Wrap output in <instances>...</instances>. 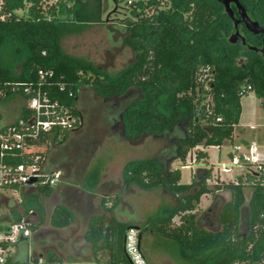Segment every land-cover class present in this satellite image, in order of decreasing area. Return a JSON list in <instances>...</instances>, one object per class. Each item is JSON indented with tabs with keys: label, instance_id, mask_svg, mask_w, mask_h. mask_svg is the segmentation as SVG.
<instances>
[{
	"label": "trees",
	"instance_id": "1",
	"mask_svg": "<svg viewBox=\"0 0 264 264\" xmlns=\"http://www.w3.org/2000/svg\"><path fill=\"white\" fill-rule=\"evenodd\" d=\"M118 1L113 0L116 5ZM239 2L264 27V0ZM124 4L131 19L126 20L123 42L134 58L111 76L100 66L65 54L60 48V31L73 23L69 15L87 21L82 13L84 0H1L0 52L8 49L12 63L6 65L0 60V99L16 94L26 101L33 89L40 88L77 115L79 87L90 86L102 101L122 103L117 112L122 132L119 138L130 142L149 136L164 140L151 157L130 160L123 167L126 183H134L141 190L161 187L172 202L171 206H160L138 226L140 234L150 230L175 242L181 258L189 264H264L261 170L247 169L233 181L209 185L211 168H198L189 183H182L180 169L169 164L175 160L185 164L189 153L199 161L207 157V152L198 146L232 141L241 113L243 85L251 86L249 92L262 98L264 107V65L260 56L250 52L245 68L237 64L242 44L227 41L234 31L233 23L216 0H124ZM231 6L238 16L235 6ZM242 31L247 39L259 38L244 26ZM16 63L20 64L18 73L14 71ZM206 72L207 78L202 79ZM27 87L29 92L25 91ZM206 95L212 96L208 106ZM30 115L24 105L20 118L27 120ZM216 116L221 117L220 122L214 121ZM79 125L40 135L32 142L45 149L50 142L62 144ZM89 173L91 180L97 181L98 173ZM37 187L45 194L52 189L48 185ZM248 189L251 192L246 196ZM205 194L211 195V204L197 213L200 197ZM227 194L229 200L223 202ZM25 212L23 217L33 216L28 225L32 231L46 221L40 200L33 199ZM104 217L93 218L84 236L95 251V264H129L122 249L127 223L111 220L105 224ZM71 221V214L60 205L48 220L58 229ZM22 241L27 243L28 238ZM101 241H106L104 247L109 253L103 261L98 253ZM18 255L9 263L17 257L27 258L25 251ZM44 263L60 264V260L50 252Z\"/></svg>",
	"mask_w": 264,
	"mask_h": 264
},
{
	"label": "rangeland",
	"instance_id": "2",
	"mask_svg": "<svg viewBox=\"0 0 264 264\" xmlns=\"http://www.w3.org/2000/svg\"><path fill=\"white\" fill-rule=\"evenodd\" d=\"M46 1L53 2L54 0ZM126 7L124 0H119L117 5L113 0H84L82 13L86 16L85 20L87 21H78L72 14L69 15L68 19L72 20L73 23L65 25L59 33V44L62 52L73 57L86 59L94 65L103 68L111 76L115 75L126 65L131 64L134 58L133 52L123 42V37L126 33L124 30L126 20L131 19L130 12ZM0 57L1 63L11 65L12 60L8 49L2 50ZM14 71L17 73L20 72V64H15ZM207 74L209 73H203L202 79L207 78ZM208 80L210 79L208 78ZM261 102L262 98H258L253 91L246 94L241 99L239 121L234 125L233 143L205 147L207 151L205 162L193 161L194 153H189L186 158V165L180 168V181L189 182L191 180L192 170L197 166V163H202L200 165L211 168L213 177L219 174L221 179L225 181L235 180L247 168L253 167L251 169L255 172L260 170L255 166V163L257 161L264 166V107H262ZM25 104V100L16 94L1 98L0 127L11 124L20 118L21 108ZM90 105L102 107V99L92 87L80 86L76 100V108L82 118L81 125L71 133L70 137L64 143L52 144L50 142L46 146V149L42 146L41 149L46 150V167L48 169H51L52 161L56 159V156L66 158L71 164L74 163V160L79 162V159H75V153L82 151L81 148L85 145L81 140H78V137L85 132L89 121L93 125V129L90 130L93 133V139L89 141L87 146V154L91 153L93 156L91 158V165H89L91 168L92 166L94 168V166L101 167L104 165L106 166L104 168H108V173L117 171L119 166L116 163L118 161L122 162L123 159L138 155L148 158L163 146V138L145 137L141 144L137 145L129 144L125 141L124 137L120 139L117 132L114 130L109 131V129L107 130L105 128L100 117L97 118V115L100 113L95 112ZM90 114L93 116H90ZM110 116L112 117L111 114ZM230 153L233 155V158H231ZM87 154L84 156L87 157ZM181 163L178 160L174 163L173 167H179ZM221 164L227 166L229 171L223 172ZM74 177L76 176L74 175ZM213 177L208 180L207 183L209 185L215 181ZM40 188L38 187L37 194L31 193L26 195L22 192V187L9 190L7 192L9 195L7 202L9 208L2 205L0 213L8 215L13 221H18L19 217L25 215V211L33 202V199H40V202L45 208L46 221L39 227L49 226L47 218L52 207V201L41 194ZM250 192L251 189H248L246 196L250 195ZM130 199L138 207V213L142 220H146L149 216L155 214L160 206L172 205L170 198L163 193L160 187L145 191L137 190L134 196H130ZM14 200L18 203L17 208H13L16 205ZM211 201L210 194L202 195L200 197V203L196 208L197 213L198 211L205 210L211 204ZM19 209H22L24 213H20ZM67 230L62 229L60 233L63 234ZM141 234L142 247L146 252L150 264H156L158 262L189 264L181 258L178 245L175 242L159 237L148 230L143 231ZM27 243L29 247L27 258L21 260L17 257V261L15 260L12 264H29L30 257L33 256L36 258L38 253L43 252L42 249L46 245L51 247V251H48L45 255L53 252L60 260V264H72L75 262L73 260L75 255L73 248H71L70 244L68 245L61 241V238L57 234H53V236L46 235L42 238L36 237L33 242L30 237ZM82 253L89 254V251L82 250Z\"/></svg>",
	"mask_w": 264,
	"mask_h": 264
},
{
	"label": "built area",
	"instance_id": "3",
	"mask_svg": "<svg viewBox=\"0 0 264 264\" xmlns=\"http://www.w3.org/2000/svg\"><path fill=\"white\" fill-rule=\"evenodd\" d=\"M39 73L41 74V71ZM250 88L249 84L241 87L242 98ZM25 91L29 92L30 89L27 87ZM32 92L33 95L25 101L26 107L31 111L29 118L27 120L18 118L0 130V209L2 205L9 208L7 203L9 190L18 187L23 189L36 188L38 185L52 187L58 185L62 176L61 171L46 167V151L43 154L42 146L34 145L32 140L54 130H72L79 123L81 125L79 114L75 115L58 101L51 100L40 88L33 89ZM204 99L207 106L212 104L211 95H206ZM214 121L220 122L221 117L216 116ZM255 164L261 170L264 179V166L257 162ZM221 166L223 172L229 171L227 166L223 164ZM32 178L35 181L29 183ZM31 222L30 217L13 221L8 215L0 213V264H10L9 262L13 260L17 245L31 235L32 230L28 227ZM123 249L132 264H149L137 227H127L123 238ZM34 260L36 264H45V259L40 256L32 257L29 264Z\"/></svg>",
	"mask_w": 264,
	"mask_h": 264
},
{
	"label": "crops",
	"instance_id": "4",
	"mask_svg": "<svg viewBox=\"0 0 264 264\" xmlns=\"http://www.w3.org/2000/svg\"><path fill=\"white\" fill-rule=\"evenodd\" d=\"M3 127L4 126H1L0 130ZM232 140H233V135H232ZM125 141H127L131 145H137V144H141L143 140L138 142H130L125 139ZM230 143L232 144L233 142L231 141L223 145H228ZM198 149L206 151L205 147H200ZM230 156L231 158H233V155L231 153ZM76 157L75 159L76 160L79 159V162L74 160V163L71 164L70 162H68L66 158H63L62 156H56V159H53L52 161L51 169L61 171L62 174L61 180L58 183V185L52 187L49 193L45 194L41 190L40 192L41 194L45 195L48 199L52 201V207L50 209V213L47 218L48 220L52 210L57 205L63 206L71 214V218H72L71 224L62 229L73 228L72 233L69 235L68 240L65 242L68 245L70 244L71 248H73L74 250L75 255L73 260H75V262L73 264H95L96 262V256L94 255L95 251L93 247L85 241L84 238L87 230L89 229L90 222L91 220H93V218L104 215L105 224L110 223L111 220H115L119 223H127V227L135 226L137 228L138 226H140V224H143L146 221L145 219L144 220L141 219L140 214L138 213L139 212L138 207L134 202L132 203L130 199L131 195L134 196L137 190H141V189H139V187L134 183H126L123 179V167L128 161L135 159H143L146 157L138 155V156L130 157L128 159H123L122 162L118 161L116 163V165L119 166L117 171L116 170L113 171L112 169L113 172L110 173H108L109 172L107 170L108 168H104L106 167L104 165L101 167L94 166V168L93 166L92 168L91 166H89L91 165V158H93L91 153L87 154V157L83 155ZM176 161L178 160H175L171 163L172 168L180 169L181 166L186 165L185 162V164L181 163L179 167H173ZM200 161L205 162L206 158L200 159L199 161L196 162H200ZM200 164L197 163V166L193 170L191 169L192 170L191 179L193 173H195L198 168H205V166ZM251 168H247V169L252 170ZM247 169L245 170V172L241 174H245ZM91 170H95L98 173L97 181H95V178L91 180V176L89 173ZM180 173H181V169H180ZM74 175L76 177H74ZM211 177H213L212 174ZM213 178H215L214 182L225 181L221 179L219 174L218 175L216 174ZM93 182L96 183L94 185H91ZM189 182H182V183H189ZM155 188H159V187H155ZM37 189L38 187L23 188L22 192L24 193V195L36 193ZM15 204L16 205L13 208L18 207L17 206L18 203L16 200H15ZM42 207L45 212V208L43 205ZM27 217H33V216H27ZM27 217H23V218H27ZM45 217H46V212H45ZM62 229H58V231H62ZM141 238H142V234H141ZM25 244L27 243H24L22 241L17 245L16 255L22 252V249L24 250L26 248ZM141 244H142V239H141ZM105 245H106V241H101L100 243L101 248H98L99 249L98 253L100 252V257L102 261L108 259L109 256L107 248L104 247ZM122 249H123V242H122ZM82 250L89 251V254H83ZM143 251L146 255L144 249ZM123 253H124V249H123ZM158 263H162V262H158Z\"/></svg>",
	"mask_w": 264,
	"mask_h": 264
},
{
	"label": "flooded vegetation",
	"instance_id": "5",
	"mask_svg": "<svg viewBox=\"0 0 264 264\" xmlns=\"http://www.w3.org/2000/svg\"><path fill=\"white\" fill-rule=\"evenodd\" d=\"M242 26H243V24L239 23L238 29H239L240 33L245 37L247 44L255 46L258 49H261V48L264 49V34H256V36L259 37L257 39H253V40L247 39L245 33L242 31ZM241 51H242L241 55L237 56V59L241 58L242 61L240 63H238L236 61L238 65H240L243 68H245V66L249 62L248 54H250V52L254 53V55H259L261 60H262L261 61L262 65H264V53L260 52L259 50H257V51H255V50H246L245 46H243V45H242ZM102 104H103L102 107H98V106H95V105H90V107L92 109H94L95 112H98V113L101 114V116H99L100 114L97 115V118L100 117V119L102 121V124L105 126V128H107V130L108 129H109V131L110 130L111 131L114 130L115 132L118 133L119 136H121L122 135L121 122L118 119L117 112H118V108L122 106V103L120 104L119 102H114L113 104H111V103H106V102L102 101ZM110 114L112 115V117L110 116L111 118L109 117ZM114 114H115V116H113ZM90 116H93V115L90 114ZM92 129H93V125L89 121V124H88L87 129L85 130V132H83L78 137V140H81V142H83V144L85 146L83 148H81L82 151H79V152L75 153L76 154L75 157L76 156H81V155L84 156L85 154H87V152H88V147L87 146L89 144V141H92V139H93V136H92L93 133H91V131H90ZM72 231H73V228H70V229L67 230V232H64L63 234H61L60 231H58L57 228L49 225V226L36 228L35 230H33L31 232V235L29 236V238L31 237L32 238V242H33L36 237L37 238H40V237L42 238L43 236H46V235L53 236V234L54 235L57 234L61 238V241L66 242L68 240V238H69V235L72 233ZM74 243H75V241H74ZM25 246H26V248L24 250L22 249V252L25 251V253L28 255V248H29L28 247V243L25 244ZM42 250H43V252L38 253L37 257L40 256V257H43V259H45L46 258L45 254L48 251H51V247L46 245ZM31 259H32V256L30 257V260Z\"/></svg>",
	"mask_w": 264,
	"mask_h": 264
},
{
	"label": "water",
	"instance_id": "6",
	"mask_svg": "<svg viewBox=\"0 0 264 264\" xmlns=\"http://www.w3.org/2000/svg\"><path fill=\"white\" fill-rule=\"evenodd\" d=\"M216 1L222 5V7H223L222 12L225 13L233 23L234 31L231 32L227 36V41L231 44H235L239 41L243 46H245L246 50H255V51L259 50L260 52L264 53V49H262V48L258 49L255 46L247 44L245 37L240 33V31L238 29V25H239V23L243 24V26L246 28V30L251 32L252 34H264V27L260 26L256 20H253L247 14L246 9L239 2V0H216ZM231 4H233L235 6L238 17L235 16V12H234ZM241 61H242L241 58L237 59L238 63H240ZM169 164H171V162ZM34 181H35V179L32 178L29 181V183H32ZM228 200H229V195L227 194L225 196L223 202H226ZM25 221H27V220H25ZM125 256L129 262V264H132L130 259L127 257L126 254H125Z\"/></svg>",
	"mask_w": 264,
	"mask_h": 264
}]
</instances>
